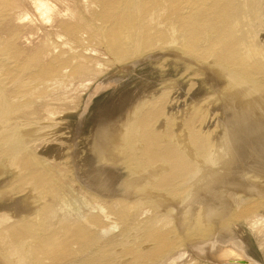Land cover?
Returning <instances> with one entry per match:
<instances>
[{
    "label": "bare ground",
    "instance_id": "bare-ground-1",
    "mask_svg": "<svg viewBox=\"0 0 264 264\" xmlns=\"http://www.w3.org/2000/svg\"><path fill=\"white\" fill-rule=\"evenodd\" d=\"M263 17L264 0H0V264H264ZM157 52L215 76L240 124L200 129L216 97L177 114L163 89L97 124L84 167L42 149L109 70Z\"/></svg>",
    "mask_w": 264,
    "mask_h": 264
},
{
    "label": "rangeland",
    "instance_id": "rangeland-1",
    "mask_svg": "<svg viewBox=\"0 0 264 264\" xmlns=\"http://www.w3.org/2000/svg\"><path fill=\"white\" fill-rule=\"evenodd\" d=\"M263 34L264 28L261 30L259 36V40L262 38L260 42L264 45ZM160 53L161 52L151 54L150 56L153 55V58H148V56L145 60H143V62H139V64L133 69L126 70V72L125 70L120 72V70L117 68H114L115 70H109L106 76H104V79L107 78V83H109L111 80H113V82L107 85L104 84V86L98 90L85 113H83L81 108H85V102H82L84 104L81 103V110L78 107L79 110L77 112H66L63 114L60 113L59 116L57 115L56 122H58V124L57 127H54L52 132L53 134L51 136L59 138V141H54L56 142V145L54 143H49L42 149L45 148L52 151L57 150V148L60 150L62 147H64V151H69L70 154L71 152L76 151L80 155L79 159L80 163L82 164L81 167H84V158L86 155H88L86 153H89L91 143L95 137V135H93L96 131L95 126L101 122H103V124H107L111 122V119L112 121L116 119V117L120 116L121 114L120 109L126 106L128 103L132 101L134 102L135 99L145 97L149 94L150 97H155L157 94L160 95L161 92L165 90L167 91L169 89L168 93L166 91L164 92L167 95L166 98L168 97L167 101H164L166 104V106L164 105V108L166 109V112L174 109L173 112L177 114H181V111H185L194 101L196 102L197 100H202L201 104H203L204 102L207 103V100L210 99V97H216L217 99L215 98V100H218L219 93L216 91V88L220 87L221 84L219 81L217 83L218 79L215 76L208 77L207 75H194L191 71L187 72L181 61L177 60V58H175L172 53L170 56H168L170 53ZM95 91L96 90L93 89L91 92ZM145 93L147 94L145 95ZM86 98L87 96L85 95V100ZM224 102V100L223 102L222 100H218L216 103L217 105L215 104L212 106L214 110L212 107L209 108L211 110L203 108L204 115H202L198 123L200 129H204V127L206 129L208 127V129L211 128L213 131H222L224 134L225 130L232 129L235 123L240 124V122H238V113L240 114L241 110H243L240 109L241 105L239 106V104L236 103V105H238L237 107L234 103L226 104ZM227 106H229V110ZM233 107H235L237 110H235ZM232 111H234V113ZM80 113H83V116H80ZM234 120L237 121L234 122ZM231 121L234 122V125ZM209 122L212 127L210 124L208 125ZM229 122H231L232 126ZM235 126H238V124ZM61 141L63 142V146H60ZM87 148L89 151L86 150ZM62 150L63 149H61V151ZM122 171H124V169H122ZM71 174L72 176L74 175L73 173ZM124 175H126L125 171L123 176ZM244 229L245 232H241L243 234L240 233V236L244 235L243 237H250L253 253L256 255V258L263 259V253L257 237L249 229L245 227Z\"/></svg>",
    "mask_w": 264,
    "mask_h": 264
},
{
    "label": "water",
    "instance_id": "water-1",
    "mask_svg": "<svg viewBox=\"0 0 264 264\" xmlns=\"http://www.w3.org/2000/svg\"><path fill=\"white\" fill-rule=\"evenodd\" d=\"M243 263H246V261H243Z\"/></svg>",
    "mask_w": 264,
    "mask_h": 264
}]
</instances>
